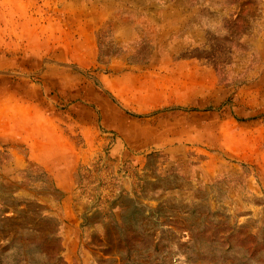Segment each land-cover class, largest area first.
<instances>
[{
  "label": "rangeland",
  "instance_id": "obj_1",
  "mask_svg": "<svg viewBox=\"0 0 264 264\" xmlns=\"http://www.w3.org/2000/svg\"><path fill=\"white\" fill-rule=\"evenodd\" d=\"M0 86V264H264V0H0Z\"/></svg>",
  "mask_w": 264,
  "mask_h": 264
},
{
  "label": "crops",
  "instance_id": "obj_2",
  "mask_svg": "<svg viewBox=\"0 0 264 264\" xmlns=\"http://www.w3.org/2000/svg\"><path fill=\"white\" fill-rule=\"evenodd\" d=\"M31 90L33 89L30 87L27 92H21L0 86V144L11 140L24 143L30 158L47 169L50 162L47 147L54 140L52 123L62 120H56L46 112L42 103L37 101L35 92L31 94ZM39 141L44 147L40 152L36 150V143ZM18 155L16 153L15 164L19 161Z\"/></svg>",
  "mask_w": 264,
  "mask_h": 264
},
{
  "label": "trees",
  "instance_id": "obj_3",
  "mask_svg": "<svg viewBox=\"0 0 264 264\" xmlns=\"http://www.w3.org/2000/svg\"><path fill=\"white\" fill-rule=\"evenodd\" d=\"M86 220H87V218H86V216L84 215V224L87 222Z\"/></svg>",
  "mask_w": 264,
  "mask_h": 264
}]
</instances>
